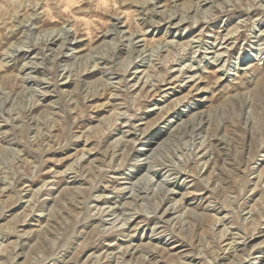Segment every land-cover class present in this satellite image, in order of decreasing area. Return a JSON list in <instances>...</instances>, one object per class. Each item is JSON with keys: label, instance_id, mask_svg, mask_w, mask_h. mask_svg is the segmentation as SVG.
<instances>
[{"label": "rangeland", "instance_id": "1", "mask_svg": "<svg viewBox=\"0 0 264 264\" xmlns=\"http://www.w3.org/2000/svg\"><path fill=\"white\" fill-rule=\"evenodd\" d=\"M0 264H264V0H0Z\"/></svg>", "mask_w": 264, "mask_h": 264}, {"label": "bare ground", "instance_id": "2", "mask_svg": "<svg viewBox=\"0 0 264 264\" xmlns=\"http://www.w3.org/2000/svg\"><path fill=\"white\" fill-rule=\"evenodd\" d=\"M50 19H51V18H50ZM65 39H66V38H65ZM106 39H107V38H106ZM106 39H105V40H106ZM45 45H46V44H45ZM96 63H97V62H96ZM177 132H178V131H177ZM79 174H80V173H79ZM124 210H125V209H123V211H124ZM167 211H168V209H167ZM121 212H122V211H121ZM124 213H125V212H124ZM118 217H119V216H118ZM124 220H125V219H124ZM123 224H124V223H123ZM234 248H235V247H234ZM131 255H132V254H131ZM123 256H124V255H123ZM123 256H122V257H123ZM124 260H125V259H124Z\"/></svg>", "mask_w": 264, "mask_h": 264}]
</instances>
